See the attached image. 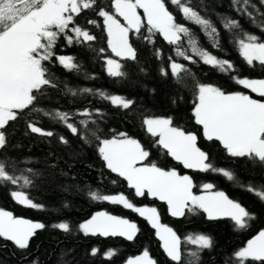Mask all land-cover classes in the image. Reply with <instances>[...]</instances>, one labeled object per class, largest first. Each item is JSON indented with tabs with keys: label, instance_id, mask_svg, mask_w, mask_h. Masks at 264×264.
Instances as JSON below:
<instances>
[{
	"label": "snow or ice",
	"instance_id": "1",
	"mask_svg": "<svg viewBox=\"0 0 264 264\" xmlns=\"http://www.w3.org/2000/svg\"><path fill=\"white\" fill-rule=\"evenodd\" d=\"M202 6L203 0H199V5L194 4L193 0H110L107 6L101 4L100 0H0V156L8 147L6 129L24 119L28 113L42 111L37 105L45 92L58 87L50 66L58 64L68 72H80L81 65L74 56L57 52L61 39L65 46L90 43L96 41L98 36L90 32L87 25L102 27L106 34L107 49L119 58H105L107 75L116 81L128 76L124 62L137 61L138 58L137 48L130 42V33L149 43L154 42L153 37H161L167 45L174 46L175 57L189 64L202 63L228 74L236 85L248 92H227L212 83L201 82L185 63L168 56L167 70L162 66L160 75L173 80L177 90L172 98L173 104L183 99L181 92H192L191 117L198 128L189 131L176 125L173 116H158L143 111L140 115L142 128L152 138L153 144L163 149L183 169L193 173L218 174L264 203V185L252 182L245 184L234 170L216 166L210 153L199 146L201 137L210 143L218 142L230 158H243L253 165L264 167V79L235 75L233 62L215 54V51H226L222 46L223 29L228 34L229 43L234 50H238L247 65L258 63L264 67V12L260 10L264 0H259V6L253 0H231L233 11L239 17H247L260 34L248 31L240 19L229 15L218 17V28L202 14ZM87 10L102 18V25L96 19H87L82 26L79 19ZM139 10H142V15ZM189 25L199 28L214 51L203 47L198 33ZM91 50L100 54L105 52L103 47ZM154 55L157 59L162 57L159 49L155 50ZM140 71L144 69L140 68ZM86 78L95 79L89 75ZM65 87L72 96L77 95L76 90ZM79 91L98 96L124 110H132L136 103L133 99L110 94L103 89L83 88ZM249 92L261 99L253 98ZM76 114L88 119H81L78 126L72 122L73 114L68 111L57 109L44 112L45 116L63 124L83 143L91 144L94 140L103 167L126 181L135 196L147 195L163 202L172 217L203 212L210 221L229 218L237 230L249 228L250 221L256 218L255 213H250L224 191L214 190L213 183L199 186L202 194L198 195L194 191L198 185L193 175L181 174L175 168L165 169L151 161L145 163L149 160L150 152L127 132L113 130L112 135L106 137L98 129L91 130L90 125L96 123L91 119L93 110L86 108L78 110ZM95 114L103 115L100 109H95ZM81 127L89 132L92 139H87L81 133ZM27 129L43 137L55 135L53 131L39 127L34 122L27 123ZM58 139L64 145L69 143L64 136ZM23 180L25 185L32 183L26 176ZM0 182L12 185L19 182V178L10 173L4 162H0ZM10 195L16 203L26 208H44V205L33 202L23 191H12ZM88 196L93 201L120 205L139 214L155 230L164 253L173 264H202L201 253L213 247V239L207 234H187L182 241L172 227L161 223L160 212L155 206H137L123 193L109 195L90 191ZM62 206L67 207V202ZM46 227L42 222L17 217L11 211L0 208V238L10 241L19 250H27L37 231ZM51 227L64 233L71 232L75 227L84 236L123 237L128 241L134 240L140 231L136 222L107 211L96 212L75 226L65 221L54 223ZM182 243L195 246V250L186 252ZM100 251L92 248L91 255L95 256ZM114 255L113 250L105 253L109 259ZM33 264L37 262L33 261ZM126 264H156V261L144 250L142 255L128 258ZM225 264H264V230L248 239L245 246L235 250Z\"/></svg>",
	"mask_w": 264,
	"mask_h": 264
},
{
	"label": "trees",
	"instance_id": "2",
	"mask_svg": "<svg viewBox=\"0 0 264 264\" xmlns=\"http://www.w3.org/2000/svg\"><path fill=\"white\" fill-rule=\"evenodd\" d=\"M107 6L110 0H100ZM199 5V0H193ZM259 6V0H253ZM202 14L210 18L220 28L219 16L229 15L240 19L241 24L250 32L260 34L247 17H239L233 11L231 0H203L200 8ZM264 12V6H260ZM142 15V10H139ZM179 19V14H177ZM87 19H96L102 25V18L95 16L91 10L82 14L79 23L84 26ZM259 19V18H258ZM121 22L122 18H121ZM183 22V21H181ZM199 35V40L204 48L214 51L199 28L189 25ZM94 35L98 36L96 41L65 46L64 40L59 41L57 52L59 54L71 55L81 65L79 73L68 72L58 64L51 65L58 87L48 89L37 105L42 109L40 112L28 113L6 129L8 147L0 156V162H4L10 173L19 178L16 185L8 182H0V208L11 211L15 216L30 219L34 222H42L47 227L38 230L30 241V247L19 250L10 241L0 238V264H126L128 258L142 255L144 250L156 261V264H173L164 253L161 241L155 235V230L139 216V214L126 210L120 205H112L108 202L93 201L89 198L90 191H98L102 194L116 195L123 193L137 206H155L160 212L161 223L172 227L178 233L182 241L187 234H207L213 239V247L201 253L202 264H225L230 260L231 254L246 245L248 239L255 236L260 230H264V203L247 191L236 187L225 178L215 173H193L191 170L183 169L181 165L167 156L163 149L153 144L152 138L144 131L140 123L141 112L158 116H173L176 125L189 130L196 131L198 126L194 124L191 117L192 100L191 91L180 93L183 99H178L176 104L172 98L177 90L171 78L160 75V68L167 70V57L173 56L177 62L185 63L196 78L205 83L221 87L227 92L245 91L242 86L236 85L228 74L220 73L202 63L189 64L182 58L175 57L174 46H169L161 37H153L152 43L138 38L130 33V42L137 48V61H126L128 76L114 81L106 72L105 58L114 57L107 49L106 34L102 27L87 25ZM147 35L145 30H142ZM222 46L224 52L215 51L221 58L230 59L235 66V75L251 79H264V67L258 63L249 66L239 56L238 50H234L229 43L228 34L221 29ZM103 47L105 52L100 54L91 49ZM156 49L162 53L157 59L154 55ZM140 68L144 71L141 72ZM86 75L94 76L88 79ZM77 91L72 96L66 89ZM91 88L103 89L110 94H119L136 103L132 110H124L112 106L110 102L100 99L98 96L81 93L79 90ZM155 89V92H152ZM255 99H261L254 93H248ZM91 109L94 115L92 120L95 124L90 125L91 130H99V133L110 137L113 130L127 132L131 137L139 140L150 152L149 161L156 163L165 169L175 168L181 174H190L195 177L198 187L194 189L196 194H202L203 183H213L214 190L224 191L229 198L242 204L250 213H255L256 218L250 221V227L245 230H237L229 218L208 220L207 215L200 212L198 215L187 214L184 217H172L166 210V205L147 195L137 197L134 190L130 189L127 182L116 174L111 173L103 167L95 150V141L91 144L83 143L73 136L66 127L53 121L44 112L54 110L68 111L73 114L72 122L77 123L81 117L78 110ZM95 109H100L103 115H96ZM34 122L37 126L55 133L53 137H43L30 133L27 123ZM81 133L87 139H92L89 132L81 127ZM64 136L69 143L64 145L59 142V137ZM199 146L210 153L213 163L225 169L234 170L239 180L247 184L252 182L264 185V167L253 165L243 158H230L222 147L217 143H210L202 137ZM56 166L53 167L52 165ZM29 169L32 171L29 172ZM67 175H64V173ZM28 177L32 183L25 185L23 177ZM116 183H113V181ZM12 191H23L33 202L44 205L43 210L29 209L16 203L10 195ZM67 202V207L62 205ZM99 211H107L111 214L128 218L136 222L140 231L132 241L123 237H92L84 236L77 228L69 233L54 229L52 224L58 222H69L78 225ZM92 248L100 249V253L91 255ZM182 248L195 250V246L183 245ZM113 250L115 255L110 259L105 253Z\"/></svg>",
	"mask_w": 264,
	"mask_h": 264
},
{
	"label": "rangeland",
	"instance_id": "3",
	"mask_svg": "<svg viewBox=\"0 0 264 264\" xmlns=\"http://www.w3.org/2000/svg\"><path fill=\"white\" fill-rule=\"evenodd\" d=\"M34 222V221H33Z\"/></svg>",
	"mask_w": 264,
	"mask_h": 264
}]
</instances>
